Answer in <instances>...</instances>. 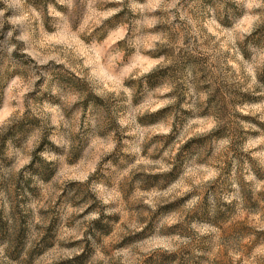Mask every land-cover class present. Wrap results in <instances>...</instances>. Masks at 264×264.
Returning <instances> with one entry per match:
<instances>
[{"label":"rangeland","instance_id":"374dc122","mask_svg":"<svg viewBox=\"0 0 264 264\" xmlns=\"http://www.w3.org/2000/svg\"><path fill=\"white\" fill-rule=\"evenodd\" d=\"M0 264H264V0H0Z\"/></svg>","mask_w":264,"mask_h":264}]
</instances>
